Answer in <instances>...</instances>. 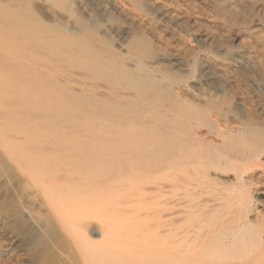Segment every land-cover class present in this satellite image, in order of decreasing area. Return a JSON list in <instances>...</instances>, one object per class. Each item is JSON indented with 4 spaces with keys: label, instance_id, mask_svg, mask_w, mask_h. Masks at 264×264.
<instances>
[{
    "label": "bare ground",
    "instance_id": "obj_1",
    "mask_svg": "<svg viewBox=\"0 0 264 264\" xmlns=\"http://www.w3.org/2000/svg\"><path fill=\"white\" fill-rule=\"evenodd\" d=\"M106 1L133 30L125 55L107 51L103 62L104 75L119 86L68 92L82 113L100 115L103 131L97 139L81 149L75 139L53 134L24 141L23 125L35 113L0 88V264H7L18 243L21 253L13 261L9 257V264H133L131 252L121 259L122 252L106 256L103 247L106 179L123 174L141 175L142 192L150 179H166L162 264H264V108L247 90L238 92L239 79L220 65L214 80L220 94L237 96L238 117L199 89L194 94L183 73L193 48L180 49L169 31H155L151 18L137 13L150 6L170 23L187 30L195 26L206 44L225 50L228 35L208 31L183 7H208L231 25L257 24L251 30L255 46L239 48L264 81V21L255 11L264 9V0H129L127 5L97 0ZM237 31L232 40L241 37Z\"/></svg>",
    "mask_w": 264,
    "mask_h": 264
},
{
    "label": "rangeland",
    "instance_id": "obj_2",
    "mask_svg": "<svg viewBox=\"0 0 264 264\" xmlns=\"http://www.w3.org/2000/svg\"><path fill=\"white\" fill-rule=\"evenodd\" d=\"M42 1L0 0V88L6 89L7 99L17 102L23 109L34 111L35 114L40 115V117L35 114L27 115L29 119L23 125L24 141L29 142V140L36 139L37 136L53 134L69 140L75 139L78 141L77 147L81 149L87 141L97 139L102 133V119L98 113L91 110L82 113V107L73 103L72 95H69L68 92L77 93L86 89L101 93L107 89V86L108 88L119 86L104 75L103 62L108 57L107 51L115 52L120 56L125 55L133 36V30L126 19L118 13L113 3L109 1L104 4H100L97 0ZM116 1L120 2V5H127L129 2V0ZM150 1L169 4L168 0ZM82 3L85 4L82 5ZM82 11L84 12L82 13ZM183 11L190 12L199 21L202 20L200 22L208 31L220 36L228 35L229 49L209 46L201 39L195 26H190L188 30L179 27L170 23L168 19L162 18L158 13H154L150 6L144 7V10L137 11V13L140 16L151 18V27L154 26L155 31L162 34L169 31L168 34L171 36L169 38L167 35L168 38L172 39L171 42L175 43L177 47L180 46V49L193 48L194 54L183 67V73L186 72L184 74L187 76L194 94H201L209 101L220 102L222 108L229 110V115L232 118L238 117L240 107L236 104L239 102L237 96L232 98L227 93L220 94L218 84L214 80L215 67L220 65L239 79H236L239 81L237 86L240 87L238 92H241V89L247 90L252 101L264 108V81L256 70L250 68V64L239 48V45L244 43L251 47L255 46L251 30L255 29L257 24L249 26L251 29L237 24H227L224 18L215 15L208 7H196L192 10L183 7ZM255 11L256 15L264 21V9ZM237 30L241 37L239 36V40L235 41L232 39L234 33L238 32ZM227 32L230 33L226 34ZM96 44L102 47L96 46ZM166 67L176 70L172 64H166ZM177 70L179 69L177 68ZM228 102H231V105ZM225 105L226 107L229 105V109L225 108ZM140 179L141 175L138 174H123L106 179L102 204L104 209L103 227L107 228L104 232L103 247L106 256L122 252L120 256L123 257L125 251L131 252L133 264H162L163 258L160 254H163L165 240L164 227L160 220L165 214L166 193L164 186L166 179H150L146 186L147 190L143 192L138 187ZM2 236L1 238L4 240L5 237ZM18 246L19 243L13 246L12 256H8L7 261L4 260V262L9 264L10 258L14 260V257L21 253ZM59 248L63 252L68 247L58 246V250Z\"/></svg>",
    "mask_w": 264,
    "mask_h": 264
}]
</instances>
